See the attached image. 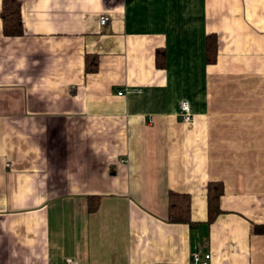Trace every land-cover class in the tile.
Listing matches in <instances>:
<instances>
[{
	"label": "crops",
	"instance_id": "crops-1",
	"mask_svg": "<svg viewBox=\"0 0 264 264\" xmlns=\"http://www.w3.org/2000/svg\"><path fill=\"white\" fill-rule=\"evenodd\" d=\"M18 2L22 35L0 21V264H264V0ZM168 191L190 225L165 219Z\"/></svg>",
	"mask_w": 264,
	"mask_h": 264
},
{
	"label": "trees",
	"instance_id": "trees-1",
	"mask_svg": "<svg viewBox=\"0 0 264 264\" xmlns=\"http://www.w3.org/2000/svg\"><path fill=\"white\" fill-rule=\"evenodd\" d=\"M1 32L3 36L15 37L23 33L20 4L18 0H1L0 5ZM216 42L211 35L205 37V59L207 63L215 59ZM158 57V55H157ZM158 60V58H157ZM159 65V63L157 62ZM222 183L220 181L208 182L206 187V219L205 222H211L219 213L223 212L219 208V197L222 194ZM92 198L88 199V210L95 209V202ZM166 216L168 222L187 223L192 222L189 217V197L184 193L168 191L165 198ZM252 231L257 234L264 233V225H254Z\"/></svg>",
	"mask_w": 264,
	"mask_h": 264
},
{
	"label": "built area",
	"instance_id": "built-area-1",
	"mask_svg": "<svg viewBox=\"0 0 264 264\" xmlns=\"http://www.w3.org/2000/svg\"><path fill=\"white\" fill-rule=\"evenodd\" d=\"M107 17L102 15L99 17V23L104 24ZM122 91H117V95H121ZM178 114L182 122H189L191 120V113L189 103L187 100L182 99L178 103ZM210 255L208 253L192 252L189 257V264H208ZM65 264H77L75 259H66Z\"/></svg>",
	"mask_w": 264,
	"mask_h": 264
}]
</instances>
